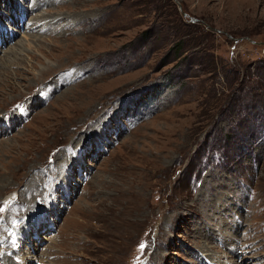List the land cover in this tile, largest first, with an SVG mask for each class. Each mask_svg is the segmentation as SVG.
<instances>
[{"label": "rangeland", "instance_id": "374dc122", "mask_svg": "<svg viewBox=\"0 0 264 264\" xmlns=\"http://www.w3.org/2000/svg\"><path fill=\"white\" fill-rule=\"evenodd\" d=\"M0 180V264H264V0H0Z\"/></svg>", "mask_w": 264, "mask_h": 264}, {"label": "bare ground", "instance_id": "6f19581e", "mask_svg": "<svg viewBox=\"0 0 264 264\" xmlns=\"http://www.w3.org/2000/svg\"><path fill=\"white\" fill-rule=\"evenodd\" d=\"M40 22H42V21H40ZM37 23H39V22H37ZM42 24H46V23H42ZM32 25L34 26V25H36V23H33ZM40 26H43V25H40ZM1 184H2V181L0 180V188H3L2 190H4V186H1ZM11 215H12V214H11ZM13 216H14V215H13ZM13 219H15V218L13 217ZM13 219H12V220H13ZM12 220H11V221H12ZM0 221H2V220L0 219ZM7 221H10V219H9L8 217L5 219V222H7ZM2 222H3V221H2ZM0 229H1V228H0Z\"/></svg>", "mask_w": 264, "mask_h": 264}, {"label": "snow or ice", "instance_id": "6c2138e0", "mask_svg": "<svg viewBox=\"0 0 264 264\" xmlns=\"http://www.w3.org/2000/svg\"><path fill=\"white\" fill-rule=\"evenodd\" d=\"M0 211H2V209H0ZM144 247H145V245L142 243V244L140 245V248L143 249Z\"/></svg>", "mask_w": 264, "mask_h": 264}]
</instances>
